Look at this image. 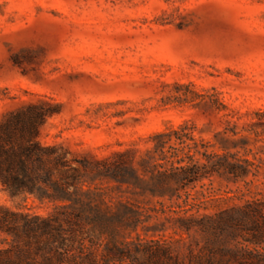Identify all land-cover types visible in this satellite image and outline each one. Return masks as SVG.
I'll use <instances>...</instances> for the list:
<instances>
[{
	"label": "rangeland",
	"instance_id": "obj_1",
	"mask_svg": "<svg viewBox=\"0 0 264 264\" xmlns=\"http://www.w3.org/2000/svg\"><path fill=\"white\" fill-rule=\"evenodd\" d=\"M31 105L68 174L79 168L70 190L86 213L135 214L119 228L127 238L172 239L174 213L264 201V0H0V110ZM167 131L165 146L199 162L247 158L249 172L202 176L180 198L152 192L142 159ZM116 163L137 181L96 171ZM0 201L35 213L63 203L3 191Z\"/></svg>",
	"mask_w": 264,
	"mask_h": 264
},
{
	"label": "trees",
	"instance_id": "obj_2",
	"mask_svg": "<svg viewBox=\"0 0 264 264\" xmlns=\"http://www.w3.org/2000/svg\"><path fill=\"white\" fill-rule=\"evenodd\" d=\"M45 117L34 105L0 110V191L9 197L63 201L48 213L0 201V264H264V201L255 196L216 213H174L178 236L172 239L127 238L119 228L134 213H98V206L97 213H86V203L70 190L81 175L79 168L72 167L69 175L64 152L43 139ZM170 135L150 136L153 154L142 159L152 192L169 191L180 198L179 191L202 176L222 171L237 179L249 172L247 158L241 164L225 154L211 162V155H204L199 162L183 145L165 146ZM96 171L118 183L138 179L133 165L116 163ZM180 245L185 255L179 253Z\"/></svg>",
	"mask_w": 264,
	"mask_h": 264
}]
</instances>
